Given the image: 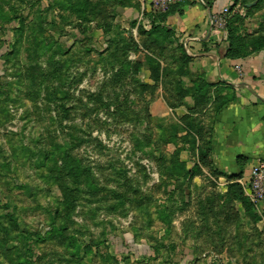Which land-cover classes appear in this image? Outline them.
<instances>
[{"label": "rangeland", "instance_id": "374dc122", "mask_svg": "<svg viewBox=\"0 0 264 264\" xmlns=\"http://www.w3.org/2000/svg\"><path fill=\"white\" fill-rule=\"evenodd\" d=\"M53 1L0 0L9 16L0 18V264H264V211L240 183L259 219L225 196L228 184L211 166L182 184L167 171L177 148L196 161L188 140L172 139L180 117L195 112L207 137L214 108L232 96L218 99L208 86L197 108L191 96L176 97L177 79L183 87L207 79L190 63L176 74L175 35L147 38L171 83L165 90L149 78L147 52L133 48L143 39L138 27L148 30L175 1L161 9L149 0L139 17L106 7L83 22L61 19ZM226 8L217 15L222 54L234 12L237 35H264V0ZM250 56L258 57L253 80L263 83L264 48L235 59ZM54 143L68 145V164L63 150L50 155Z\"/></svg>", "mask_w": 264, "mask_h": 264}, {"label": "crops", "instance_id": "0c3cea01", "mask_svg": "<svg viewBox=\"0 0 264 264\" xmlns=\"http://www.w3.org/2000/svg\"><path fill=\"white\" fill-rule=\"evenodd\" d=\"M136 1V7L123 9L125 15L139 17L147 10L149 0ZM174 1L182 3L166 15L162 24L173 29L192 57L190 68L203 73L211 88L218 91L217 97L226 94V90L232 95L212 114L207 136L209 166L221 173L218 177L223 184L228 183L227 176H234L246 194L252 167L264 166V82L253 80L252 75V69L258 67V57L230 59L221 53L226 45L225 35L213 19L223 14V8L233 0ZM181 109L186 110L185 104ZM181 160L188 167L194 162ZM258 205L264 211V200Z\"/></svg>", "mask_w": 264, "mask_h": 264}, {"label": "trees", "instance_id": "16d2710c", "mask_svg": "<svg viewBox=\"0 0 264 264\" xmlns=\"http://www.w3.org/2000/svg\"><path fill=\"white\" fill-rule=\"evenodd\" d=\"M19 1H25V0H19ZM259 1V0H257ZM182 2H175L172 5L169 6V8L163 13L159 14L158 16V22L157 23H151L150 28L148 30L144 29L143 27H138V33L140 35V38L143 36V39H140L139 44L133 43L134 50H139L140 47H142L147 54H145V62L148 66L150 75L149 78L154 82H160L161 87L165 89V86L171 81L166 78L169 74L166 72V68H163L160 70L161 64L159 58L152 55V50H150V47H148V41L147 38H149L151 41H157L158 38L161 39H168L171 35H174V31L172 28L166 26L165 24H162L165 20L166 15L169 12H172L176 9L178 5H180ZM54 8L58 11L57 14L59 17L65 21H68L71 19V17L77 21H93L102 18L103 14L106 11V7H111L112 9L117 7H136L137 2L136 0H54L53 1ZM210 7V5H208ZM66 13V14H65ZM0 18H9L8 12H6L1 6H0ZM239 19V14L237 12H234L231 17L226 21V31H227V47L224 50L223 56L235 59V58H243L255 51H260L264 48V35L262 34H250L247 38L241 37V35H237L234 30V25L237 20ZM177 48L179 49L180 55L179 59L177 60V71L176 74L180 76H184L188 74V64L192 60V57L189 56L182 46L181 41H178ZM141 61H134L132 64L133 69L138 70L142 66ZM163 77V78H162ZM212 87L211 83H207V81L203 80L201 83L199 81H191L190 85L188 87H183L182 83L177 79L175 81V95L178 97L179 100L182 101L187 96H191L194 99V108L203 106L201 104V100L206 98L208 88ZM208 87V88H207ZM166 90V89H165ZM203 91V92H202ZM218 93V91L216 90ZM215 93V95L217 94ZM218 98V97H217ZM222 98V97H220ZM218 98V99H220ZM231 97H226V99L221 103L224 104L227 99H230ZM173 106V105H172ZM220 107V105H219ZM218 110V107H215L213 112H216ZM58 112L60 110L58 109ZM195 113V112H193ZM184 114L180 117L179 125H177L175 130V135L172 139L177 140H188L191 143L192 150L196 154V161L193 162V164L190 167L186 166V162L181 160L179 158V153L183 150L182 148H177L168 157V164H167V171L171 174V176H174L177 178V180L182 184L187 182L192 178V176L195 174V172L199 171V166L202 165H209L208 161V152H209V138L206 137L204 127L195 121L194 114ZM61 118V117H60ZM61 124V121H59ZM164 129H160V136L163 134ZM181 131L183 134L178 137V132ZM177 135V136H176ZM178 137V138H177ZM70 139L67 143H70ZM168 142V141H166ZM171 143H175L176 140L169 141ZM66 143V144H67ZM53 151H51L50 155L54 154L55 150H63L61 160L62 163L68 164V160H71L68 145L64 147L61 143H54ZM215 176L220 175L221 173H218L217 171H212ZM237 176V175H235ZM228 177V186L226 189L225 196H229V200H237L241 202L243 205L244 211L247 212L248 215H250L253 219H259V217L256 215L255 211H253L252 204L248 201L246 196L243 193L242 187H240L237 182L235 181L234 176H227ZM201 203V201H200ZM204 204V203H203ZM203 209V208H201ZM204 210V209H203ZM7 213V214H6ZM5 216L7 218V221L9 222L10 228L12 229H18V223L15 219V217L12 215V213L6 212ZM201 215L207 219L206 213L204 211L201 212ZM2 231H6L3 227L1 228ZM58 232H61V236L63 235V231L61 228H56ZM75 248H78V244L74 246ZM88 251L92 250L90 245H86ZM44 264H54V263H44Z\"/></svg>", "mask_w": 264, "mask_h": 264}, {"label": "built area", "instance_id": "2783aa9c", "mask_svg": "<svg viewBox=\"0 0 264 264\" xmlns=\"http://www.w3.org/2000/svg\"><path fill=\"white\" fill-rule=\"evenodd\" d=\"M153 4L157 8L165 9L174 0H152ZM227 8H223L222 13L227 12ZM224 20L220 17H214L213 24L215 26H222ZM251 202L256 206L264 200V166L262 164H257L252 167L251 176L248 185V191L246 192Z\"/></svg>", "mask_w": 264, "mask_h": 264}]
</instances>
